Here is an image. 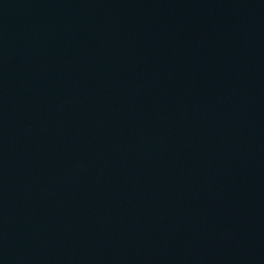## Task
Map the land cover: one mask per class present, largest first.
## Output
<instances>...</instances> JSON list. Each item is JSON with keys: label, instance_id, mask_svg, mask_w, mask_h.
I'll list each match as a JSON object with an SVG mask.
<instances>
[{"label": "water", "instance_id": "1", "mask_svg": "<svg viewBox=\"0 0 264 264\" xmlns=\"http://www.w3.org/2000/svg\"><path fill=\"white\" fill-rule=\"evenodd\" d=\"M0 264H264V0H0Z\"/></svg>", "mask_w": 264, "mask_h": 264}]
</instances>
